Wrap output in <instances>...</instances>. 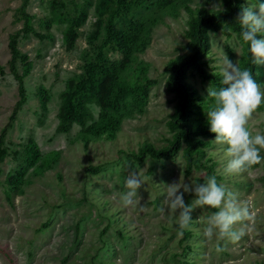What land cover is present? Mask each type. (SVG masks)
<instances>
[{"label": "rangeland", "instance_id": "rangeland-1", "mask_svg": "<svg viewBox=\"0 0 264 264\" xmlns=\"http://www.w3.org/2000/svg\"><path fill=\"white\" fill-rule=\"evenodd\" d=\"M98 1L27 0L22 9V0H0V264H264V159L240 174H226L227 145L216 144L215 137L203 138L207 143L197 156L199 164L189 171L181 149L164 160L146 156L136 162L131 157L144 143L159 148L170 138L166 121L173 97L164 89L163 69L182 52L185 7L219 9V0H132L127 12L113 17L120 29L127 28L129 19L141 24L136 49L120 76L130 82L153 81L146 96L138 100L128 95L112 111L118 120L112 135L84 130L100 115L92 96L82 97L83 126L70 122L56 130L61 93L94 58L105 36L104 24L116 9L113 0L101 9L103 23L98 36L91 38ZM256 2L264 0H242L241 6ZM80 9L87 17L75 28L74 46L66 50L63 33ZM228 32L208 33L202 57L205 72L221 77L224 55L241 63L243 42ZM10 34L25 61L11 64ZM102 50L109 60L120 61L114 45ZM254 78L264 90V65H256ZM186 81L209 104L213 102L208 79L189 71ZM39 88L47 93L46 110L39 104ZM207 111L203 110L204 117ZM247 127L253 135L264 134V104ZM28 140L39 150L33 166L24 159ZM130 172L139 174L142 185L137 203L124 206L121 196ZM210 176L249 208L251 219L235 225L245 231L237 242L204 237L207 218L216 209H193L192 221L181 234L177 214L163 204L168 185L206 183ZM195 198L193 193L184 194L188 204ZM218 245L223 252L216 251Z\"/></svg>", "mask_w": 264, "mask_h": 264}, {"label": "trees", "instance_id": "trees-1", "mask_svg": "<svg viewBox=\"0 0 264 264\" xmlns=\"http://www.w3.org/2000/svg\"><path fill=\"white\" fill-rule=\"evenodd\" d=\"M22 9L27 0H22ZM111 0H99L95 8L97 18L93 23L91 38L98 36L99 29L103 23L101 18V9ZM221 8L219 9H191L185 7L188 14L186 29L184 30L185 42L182 52L168 60L164 66L166 74L164 80V89L166 93L173 97L172 112L168 115L166 127L170 132V138L162 147L155 148L152 144L144 143L131 154L136 162H142L146 156L155 160L170 159L179 149L182 152V158L185 163V170L189 171L191 167H197V156L202 154L201 146L207 142L204 137H215L210 132V126L207 116L204 117L203 110H209L210 106L207 100L200 96L194 87L186 81V75L189 71L196 73L202 79H208L212 87L219 89L223 87L219 75L205 72L202 60L203 55L209 44L208 33L218 29L226 35L232 31L242 40V28L238 23L237 17L240 13L242 0H219ZM116 9L109 15L105 22V36L98 46V51L94 58L84 64L83 74L77 80L69 79L65 85V90L61 93V104L58 108L56 130L61 131L68 126L70 122H76L83 126L82 116L84 114L83 96H92L100 107V115L97 121L84 130L91 135L107 133L112 135L116 131L118 120L113 114L122 101L128 95H134L136 99L141 100L146 96V89L153 81L144 79V81L130 82L128 79L120 76V71L129 63L132 52L136 49L138 41V32L141 24L128 20L126 29H120L115 26L113 17L116 13L127 12L132 6V0H113ZM87 15L84 9L78 10L76 17L72 18L63 33L65 49L70 50L74 46L76 39V30L86 19ZM46 28L49 22H45ZM26 27L24 26V29ZM259 38V37H258ZM243 42V40H242ZM108 44L120 52V61H113L106 58L103 47ZM8 48L11 54V64L19 59L21 62L26 60V55L21 54L16 46L15 35L8 36ZM27 65V62H25ZM241 68H248L253 75L256 65L252 63V57L249 46L243 42V52L241 56ZM27 72V68L23 73ZM19 81L18 92L22 93L21 77ZM255 79V78H254ZM38 100L42 110H46L47 93L45 89H38ZM111 111V112H110ZM113 111V112H112ZM183 145V147H182ZM182 147V148H181ZM39 157V150L32 140H28L25 145L24 159L28 166H33ZM96 171L97 168H89ZM210 209L209 207L205 206ZM212 209V208H211ZM213 211L215 209H212Z\"/></svg>", "mask_w": 264, "mask_h": 264}, {"label": "clouds", "instance_id": "clouds-1", "mask_svg": "<svg viewBox=\"0 0 264 264\" xmlns=\"http://www.w3.org/2000/svg\"><path fill=\"white\" fill-rule=\"evenodd\" d=\"M237 20L242 28V40L249 46L252 63L264 65V2L242 7ZM220 75L223 87L215 89L210 86L207 89L208 97L213 98V104L206 112L207 121L210 132L215 134L213 141L227 145L229 159L225 173L240 174L264 159L261 156L264 134L253 135L247 127L253 113L264 104V90L248 68H241L239 61L233 63L226 55L220 65ZM141 185L139 174L130 172L124 181L127 191L121 196L124 206L137 203ZM185 193L195 195L191 204L185 202ZM163 204L177 214L176 222L181 234L192 221L193 209L205 206L216 209L208 216L203 230L204 237L209 241L214 236L220 241H239L245 231L243 226L236 229L235 225H243L244 221L251 219L248 206L238 199L236 193L218 183L215 176L208 177L206 183L168 185ZM216 251L223 252L224 248L218 245Z\"/></svg>", "mask_w": 264, "mask_h": 264}]
</instances>
